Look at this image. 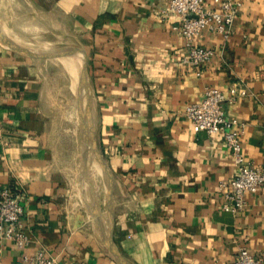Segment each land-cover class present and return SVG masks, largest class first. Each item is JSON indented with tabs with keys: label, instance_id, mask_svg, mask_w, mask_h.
<instances>
[{
	"label": "crops",
	"instance_id": "0c3cea01",
	"mask_svg": "<svg viewBox=\"0 0 264 264\" xmlns=\"http://www.w3.org/2000/svg\"><path fill=\"white\" fill-rule=\"evenodd\" d=\"M167 1L0 0L10 34H37L35 16L50 42L60 36L83 52L113 197V212L104 202L93 215L77 202L47 105L49 63L1 40L0 192L21 196L28 242L0 241V264H28L23 255L39 249L57 264H228L243 246L264 254V186L243 209L224 208L219 182L237 173L231 151L221 134L194 132L184 111L206 86H236L224 110L240 122L248 164L264 168V0H241L229 38L203 32L199 43L215 54L200 75ZM92 146L89 161L103 165Z\"/></svg>",
	"mask_w": 264,
	"mask_h": 264
},
{
	"label": "built area",
	"instance_id": "2783aa9c",
	"mask_svg": "<svg viewBox=\"0 0 264 264\" xmlns=\"http://www.w3.org/2000/svg\"><path fill=\"white\" fill-rule=\"evenodd\" d=\"M241 0H168L165 11L175 13L180 22L173 26L180 33L188 48L186 61L195 68L197 75L202 73L201 65L210 60L215 50L199 43L203 32L218 34L224 39L230 37L238 16ZM239 93L236 86L227 90L206 86L199 101L185 105V114L194 132L221 134L231 151L237 173L228 180L219 182L224 195L223 207L238 211L246 205V194L264 186V168L250 166L243 152L239 120L227 116L225 102H234ZM264 134V128H263ZM24 206L21 196L9 188L0 192V241L9 240L19 248L28 242V234L22 221ZM28 264H57L56 259L44 250L34 254H24ZM228 264H264V254H252L241 247L237 256Z\"/></svg>",
	"mask_w": 264,
	"mask_h": 264
},
{
	"label": "rangeland",
	"instance_id": "374dc122",
	"mask_svg": "<svg viewBox=\"0 0 264 264\" xmlns=\"http://www.w3.org/2000/svg\"><path fill=\"white\" fill-rule=\"evenodd\" d=\"M1 3V2H0ZM29 7V6H28ZM18 7L16 6L13 24L10 25L12 30L19 33L18 28L14 25H19V13ZM3 12V10L1 11ZM39 22L44 25L43 19L35 18L32 22ZM39 26L38 33H22V35L10 34V29L1 26L0 29L6 30L7 35L15 37L18 40H13L17 46H25L27 51L35 52L42 50H55L60 48H66L63 39L55 38L56 42H50V33L45 32V26ZM41 27V29H40ZM33 30V29H32ZM41 45V46H40ZM47 45V46H46ZM45 46V47H44ZM42 47V48H41ZM45 48V49H44ZM71 50H79V48H68ZM65 55L59 56H40L47 64V105L52 113V123L55 128V134L58 138V150L60 152V166L68 172L71 178H73L75 194L77 202L91 212L93 215L98 211V206L106 203L107 197V186L104 176L99 172H104L103 165L100 164L99 169L96 163L86 162L89 154L92 156V151L89 145L86 144L88 138L89 128H93V117H92V94L90 85L87 80V75L83 79L82 85V74L81 70L83 67L84 60L82 62V55H70L67 59H76L75 65H77V75L68 67L63 61ZM32 57V56H28ZM71 57V58H70ZM39 58V57H37ZM87 91V92H86ZM89 119V120H88ZM91 124L89 127L88 125ZM95 146L96 138L94 133ZM96 154L95 150H93ZM88 154V155H87ZM89 156V157H90ZM92 158V157H91ZM86 163V164H85ZM85 172V173H84ZM87 173V174H86ZM90 175V176H89ZM82 176V178H81ZM85 177V181L84 178ZM89 177V178H88ZM87 187H90V193H86ZM87 195H91L92 201H88ZM100 204V205H99ZM91 208V209H90Z\"/></svg>",
	"mask_w": 264,
	"mask_h": 264
},
{
	"label": "water",
	"instance_id": "95a60500",
	"mask_svg": "<svg viewBox=\"0 0 264 264\" xmlns=\"http://www.w3.org/2000/svg\"><path fill=\"white\" fill-rule=\"evenodd\" d=\"M1 31V29H0ZM4 38V37H3ZM4 42L7 43V45L11 48H13L14 50L21 52L23 54H26L28 56H32V57H40V56H59V55H82L84 63H83V67L81 70V74H82V85H83V79L84 77L87 75L86 72V64H85V56L83 54L82 51L79 50H71V49H66V48H60V49H55V50H42V51H35V52H31V51H26L25 49H22L20 47H18L16 44L14 43H10L6 40V38H4ZM89 120V119H88ZM91 124H89L88 126H90ZM92 145L94 147V150H96L97 153H99L98 149L95 146V139H94V131L92 128ZM100 156V160H102L104 167L106 168V170L108 171L107 173V184L110 185L109 188V192L107 194L106 197V203H107V208L110 212H113V197H112V184H111V178H110V173L109 170L105 164V161L102 159L101 154L99 153Z\"/></svg>",
	"mask_w": 264,
	"mask_h": 264
},
{
	"label": "bare ground",
	"instance_id": "6f19581e",
	"mask_svg": "<svg viewBox=\"0 0 264 264\" xmlns=\"http://www.w3.org/2000/svg\"><path fill=\"white\" fill-rule=\"evenodd\" d=\"M1 26L2 25H0V28H1ZM5 27V26H4ZM2 28H3V26H2ZM6 29V28H5ZM6 38V40L8 41V42H14L13 40H18V39H16L15 37H10L9 35H7V33H6V30L4 31L3 29H1V31H0V41L1 40H3L4 41V38ZM19 41V40H18ZM6 43V42H5ZM15 43V42H14ZM41 46V45H40ZM47 46V45H46ZM45 47V46H44ZM42 48V47H41ZM45 49V48H44ZM68 49V48H67ZM67 56H70V55H67ZM67 56H66V58L65 57H63V61H64V63L66 64V66H68L74 73H75V76L77 75V65H75V60L74 59H72L71 57V59H67ZM76 56V55H75ZM87 92V91H86ZM89 127V126H88ZM91 128V127H90ZM89 128V129H90ZM91 131H92V128L90 129ZM91 131H89L90 132V134L89 135H91ZM89 135H88V137H89ZM92 136V135H91ZM90 136V137H91ZM91 139V138H90ZM91 141V140H90ZM90 141H89V143H90ZM90 145V144H89ZM88 144H87V146H89ZM93 147V146H92ZM88 155V154H87ZM91 154H89V156H90ZM88 156V157H89ZM88 157H87V160L89 161V159L91 160V158L89 157V159H88ZM91 157H93V156H91ZM86 160V162H87V165H88V161ZM93 161V160H92ZM93 163V162H92ZM100 161H96V164H97V166H98V169H99V166H100ZM86 164V163H85ZM90 164H91V162H90ZM100 170H102L101 168H100ZM103 171V170H102ZM100 172V171H99ZM85 173V172H84ZM87 174V173H86ZM90 176V175H89ZM81 178H82V176H81ZM83 178H84V181H85V177L83 176ZM89 178V177H88ZM88 189H90V187H87V190ZM86 190V191H87ZM89 191V190H88ZM87 193V192H86ZM90 194V193H89ZM90 197V196H89ZM90 199V198H89Z\"/></svg>",
	"mask_w": 264,
	"mask_h": 264
}]
</instances>
